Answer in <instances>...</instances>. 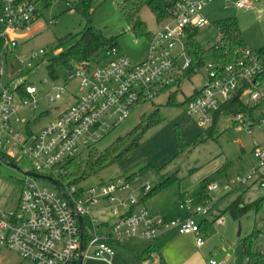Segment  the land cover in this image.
Masks as SVG:
<instances>
[{"label": "built area", "instance_id": "2783aa9c", "mask_svg": "<svg viewBox=\"0 0 264 264\" xmlns=\"http://www.w3.org/2000/svg\"><path fill=\"white\" fill-rule=\"evenodd\" d=\"M38 1L2 0L0 148L18 145L22 153L33 159L35 169L32 171L44 177L25 173L27 176L17 205L0 211V246L37 264H79L86 257L109 260L115 253L111 239L120 243L132 237L154 239L166 229L196 235L197 244H204L199 217L214 212L220 198L216 193L221 188L218 182H210L208 194L200 200L185 195L179 205L185 211L184 216H155L145 207L133 210L139 203L134 194L125 199L116 195L117 191L129 188L125 176L85 189L69 184V163L82 153L81 150L84 152L117 127L135 105L154 99L162 87L177 79L191 65L192 57L186 51L184 37L188 29L199 28L206 23L203 10L213 0H178L171 16L161 22L159 29L150 36L147 57L141 62H134L120 47L112 46L106 49L107 58L99 56L97 62L77 64L69 71L68 78L78 80L79 93H71L72 102L58 106L60 110L53 118L39 128H34L37 122L29 129V121L41 112L50 113L46 108L40 110L43 98L57 103L68 94L67 82L60 83L55 78L51 81L41 79L40 83L35 80L38 60L42 58L44 61L46 55L43 48L31 52L27 59L16 52L22 39L43 26ZM224 1L228 3L229 0ZM261 3L262 0H237L236 5L250 10ZM261 12L264 13L263 5ZM59 51L60 48L55 52ZM204 67L207 73L200 93L186 104L187 114L197 117L202 127L210 126L213 114L236 94L244 103H259L263 99L264 55L258 50L246 46L236 61L226 66L209 62ZM246 95L247 99L244 98ZM24 112L33 114L25 115ZM23 119L26 120L25 125ZM233 121L237 129L256 123L245 113L233 116ZM260 124L264 127V116ZM253 153L256 159L254 168L237 177L232 183L234 185H222L221 198L242 186L264 189V144L256 143ZM4 154L10 156L9 153ZM48 176L54 178L60 187L64 185L62 189L75 207L50 180L55 189L38 182L37 177ZM151 188L152 185L147 183L145 193ZM101 198L110 202V211L116 216L112 236L101 232V222L91 215L90 206ZM78 214L83 220L88 216L92 224L86 243L85 224L82 231ZM218 220L224 219L219 216ZM209 262L224 264L214 258Z\"/></svg>", "mask_w": 264, "mask_h": 264}, {"label": "rangeland", "instance_id": "374dc122", "mask_svg": "<svg viewBox=\"0 0 264 264\" xmlns=\"http://www.w3.org/2000/svg\"><path fill=\"white\" fill-rule=\"evenodd\" d=\"M74 1L52 0L43 10L40 21L43 26L31 36L22 39L17 48L16 52L26 59L33 51L41 48L46 51L44 61L41 60L42 58L38 60L39 65L34 76L37 83H40L41 79L50 81L54 79L50 76L47 66L50 63L49 60L56 55L55 51L59 46V38L80 32L86 25V19L71 8V3ZM121 1L102 0L96 2L92 14V24L96 28L103 30L107 36H117L123 52L136 61L141 60L147 50L148 37L147 35L137 37L133 34L119 8ZM236 2L237 0H229L228 3H225L224 0H213L204 7L207 21L198 29L195 36L201 46L208 47L216 42L218 37L214 22L228 17L237 18L246 46L256 50L264 46V13L260 11L263 4L255 6L252 10H246L238 7ZM140 16L148 24L150 31L157 29V20L150 8L144 6L140 11ZM51 20L57 21L50 24ZM102 56L103 58L108 57L106 50L100 51V58ZM180 59L182 60V58ZM95 61L97 62V58H95ZM56 71L58 73L56 80L60 83L67 82L68 94L65 95L62 101L57 103H50L43 98L40 110L46 108L49 109L50 113L45 114L34 128H39L53 118L60 110L58 106L68 105L72 102L71 93H79L77 88L78 80L68 78L69 70L63 65H57ZM205 73H207V69L202 67L192 79L185 78L183 80L181 89L178 92V100L180 102L190 95L194 88L201 86ZM261 90L264 92V84ZM168 95L169 91H166L152 100L135 105L126 119L95 144L98 150H103L115 139L125 136L139 125L144 114L148 115L156 108H160V122L147 130L140 146L129 150L118 161L88 174L78 186L85 189L92 186L98 187L101 182H107L118 176L127 177L132 173L140 172L144 168L142 174L137 177L134 175L131 180V184H134L133 186L135 187H132L131 190H137L136 196L142 194L141 187L148 182L152 186H156L165 176H175L174 182L169 185H172L169 189L171 193L174 190H178L179 185H181L189 191V194L196 195L203 188L205 176H210L211 181H216L221 185L219 191L216 192L220 198L215 204V208L220 202V208L225 210L223 213L221 212L224 218L223 223L213 221L216 216H212V224L205 229V231L216 233L214 238L208 242L212 249L209 253V258L214 257L224 264H247V258L244 253V241L255 229L261 230L262 233L264 232V206L260 210L252 208L237 219L226 208L245 186L238 187L232 191L230 196H227L228 198H221V189L225 183L232 184L237 177L248 174L256 164L253 153L254 147L256 143L264 144V127L260 124V118L264 116V97L263 103L258 105L254 111L255 124L237 129L233 125L232 116L223 113L214 131V138H206L207 140L204 139V141L199 140L192 144L189 149L181 151L175 140V124L180 128L183 137L189 143L199 134L202 137L206 136V128L199 124L197 117L187 114L186 105H168ZM244 98L247 99L248 96L246 95ZM23 114L33 113L24 112ZM22 122L25 125L26 120L23 119ZM0 152L9 153L13 159L10 162H5L0 158V211H7L17 205L23 180L27 176L25 172L34 170L35 164L31 157L21 152L18 145H8L4 149L0 148ZM81 152L83 151L81 150ZM80 161L81 158L78 156L69 163L73 179H75V176L72 174L79 173ZM9 163H13L15 166ZM149 165H152V167ZM197 167L198 169H196ZM37 179L41 185L55 189L49 180L40 177H37ZM263 192L264 189L259 188V186H253L247 191L242 190L241 195L244 198V202L249 203L260 198ZM172 196L168 197L169 205L174 208L178 207L179 204ZM92 213L99 220L103 219V217L98 216L94 212V209ZM254 245L264 250L263 239L258 238ZM10 253L7 248H0V264H11L14 261V258L8 262L4 261L8 260L9 257H6V254Z\"/></svg>", "mask_w": 264, "mask_h": 264}, {"label": "trees", "instance_id": "16d2710c", "mask_svg": "<svg viewBox=\"0 0 264 264\" xmlns=\"http://www.w3.org/2000/svg\"><path fill=\"white\" fill-rule=\"evenodd\" d=\"M102 0H75L71 3V8L76 10L86 19V25L80 32L71 33L67 36L59 38L60 51L49 60L47 66L48 72L52 78H58L56 71L57 65H63L67 70L72 71L75 66L81 62L93 61L95 58H99L100 51L106 50L108 47L118 46L117 36H107L103 30L96 28L92 24V14L94 12V4ZM178 0H122L119 3V8L122 11L130 30L137 37L151 36V32L148 29L146 21L140 16V11L144 6L150 8L154 13L157 23L163 22L165 19L171 16L173 8ZM52 0H39L37 3L38 10L43 13V10L50 4ZM2 11V0H0V13ZM214 27L221 33V40L215 42L209 47H203L195 39L198 28H190L187 30L184 37V44L188 55L192 57L191 65L173 82L168 83L162 87L160 94L166 91H170L168 95V105H186L191 99L196 97L200 90L197 89L191 95L187 96L183 101H179L177 98L179 92V86L185 78H191L197 71L204 67L207 63L212 62L217 65L226 66L232 63L240 57L242 54V48L246 47L245 41L242 37L241 30L237 18L228 17L218 19L214 22ZM259 53L264 55V46L258 49ZM264 81V76H263ZM239 94H236L230 101L224 103L221 108L215 112L212 124L205 130L206 137L213 136L216 129L218 119L221 114H229L235 116L239 113H245L249 117L253 118V113L258 107L259 103H244ZM45 112H41L36 118L28 122V128L31 129L34 124L45 115ZM160 108H156L150 114H144L139 125L133 130L127 133L125 136H120L115 139L108 147L103 150H98L95 144L89 146L84 152L80 153L79 173L72 174L71 182L69 184H79L86 176L97 169L104 167L110 163L118 161L129 150L141 145L142 140L147 130L160 122ZM180 126V124H178ZM175 140L178 148L183 151L191 147L199 140L204 139L202 136H198L192 142H187L183 137L180 128L175 124L174 128ZM201 135V134H200ZM5 162H10L13 159L9 155H5L0 152ZM152 167V165H149ZM148 166V167H149ZM146 167V168H148ZM148 170V169H147ZM144 171V168L140 172L130 174L127 176V180L130 182L134 175L139 176ZM175 176L164 177L163 181L152 187L151 190L143 197L142 200L149 198L157 193L160 189L167 187L174 182ZM212 182L210 178L204 180L203 191L201 192L202 198L206 196L207 185ZM64 187V185H62ZM81 190L78 192L80 193ZM264 206V196L252 201L244 202V198L241 194L236 196L228 205L226 210H229L235 218H240L248 210L255 208L260 210ZM225 209H222L223 213ZM221 213V214H222ZM221 216V215H219ZM215 217V220L219 218ZM205 219L201 222L200 233L213 221ZM85 233L84 243H86L88 230L92 228L90 218L84 216ZM261 230H254L253 233L244 241V253L247 258V264H264V250L254 245V242L261 236ZM113 242V241H111Z\"/></svg>", "mask_w": 264, "mask_h": 264}, {"label": "crops", "instance_id": "0c3cea01", "mask_svg": "<svg viewBox=\"0 0 264 264\" xmlns=\"http://www.w3.org/2000/svg\"><path fill=\"white\" fill-rule=\"evenodd\" d=\"M262 4L264 6V1ZM254 8H252V9H254ZM260 11H261V9H260ZM203 14L205 17H207L206 16L207 14L205 13L204 10H203ZM157 24H158L157 29H154L152 31L149 30L151 32V35L159 29L160 24L159 23H157ZM147 37L149 40L150 36H147ZM217 37L219 39L218 30H217ZM218 39L216 40V42L218 41ZM148 48H149V42L147 45V50H146L144 58L141 60H137V61L134 59H132V60L134 62H141V61L145 60L147 57V54H148ZM121 50L123 51L122 48H121ZM194 75H196V74H194ZM193 76L190 79H192ZM205 79H206V73L202 79L201 86L194 88L193 92H195L197 89H200L202 87V84L204 83ZM179 89H181V84L179 86ZM169 93H170V91H169ZM177 98H178V95H177ZM262 103H263V99L261 100L259 105ZM214 115H215V113H214ZM214 115H213V118H214ZM221 116L222 115H220V117ZM232 118H233V116H232ZM252 119H256V118H254V116H253ZM218 121H219V119H218ZM232 122L234 125V121H232ZM217 126H218V122H217ZM208 127H203V128L207 129ZM214 133H213V136L207 137V139L208 138H214L215 137ZM198 136H196L194 139H196ZM205 137L206 136H203L204 139H206ZM204 139H202L201 141H204ZM186 141L189 142L188 140H186ZM196 169H198V167ZM197 174L199 175V173H197ZM209 177L210 176H205L204 179H207ZM162 181H163V179L161 180V182ZM161 182H159V183H161ZM133 185L134 184H131V181H130L129 182V188L126 190L117 191L116 195L122 199L127 198L130 194H134L136 196L137 190H134V191L131 190L132 187H134ZM171 186H169L168 188L165 187V188L160 189L157 193H155L156 195L154 194V195L150 196L151 198L149 197L145 200H142V199L147 193H145V191H144V186L141 187L142 194L136 196L139 199V203L135 207H133V210L138 211L141 208L145 207L155 216H165V217L184 216L185 215L184 209H182L180 206L174 208L172 205H169L168 197H171L173 194L172 197L180 205L179 201L181 202V200L183 199V197L185 195H191V194H189V191H187V189L181 185H179L178 190H174L171 193L169 191ZM152 187H155V186H152ZM251 187H253V186L247 185L244 188H242V190L247 191ZM242 190H240V192L238 194H241ZM202 191H203V188L200 190V192L198 194H196L197 196L194 194H192L191 196L195 197L196 200H200L202 198V195H201ZM230 194H231V192L222 198H225L227 196L229 197ZM220 205H221V203L219 202L217 204L214 212H212L210 215H208L206 217H202V218L199 217L200 221L203 222L206 218L209 219L208 221H211L212 216L221 215V217H223V215L221 214L222 209L220 208ZM93 209H94V212L97 213L98 216L103 217L102 220H99L92 213ZM90 210H91V215H93L95 218H97L101 222V226L99 228L100 231L105 233V234L112 236V224L116 220V216L113 215L112 212L110 211V202L106 198H101L97 204L90 206ZM217 221L221 222V223L224 222V220L220 221V220H218V218L215 220V222H217ZM210 224H212V222ZM210 224L206 228H208L210 226ZM205 229L200 233V236L204 239V244H202V245L197 244L196 235L183 234V233L178 232L175 229L163 230V231L159 232L157 237L154 239L132 237V238H127L125 241H123L121 243L118 241H115L114 239H111V241H113L114 246H115V253H114V255L111 256V258H109V260H105V259H101V258H95V257H86L84 259H81L79 261V264H210L209 260L211 258H209V253L211 252L212 249H211V246L208 245V242L214 238L216 233H214V232L212 233V231H207V230L205 231ZM88 233H90L89 230H88ZM259 239L264 240V232L261 234ZM0 248H5V247L0 246ZM8 250H10V249H8ZM10 252H11L10 254H6V257H9L8 260L6 259L4 261L8 262L10 259L14 258V261H12L11 264H37L36 262H34L32 260L24 259L16 251L10 250ZM212 258H214V257H212Z\"/></svg>", "mask_w": 264, "mask_h": 264}, {"label": "water", "instance_id": "95a60500", "mask_svg": "<svg viewBox=\"0 0 264 264\" xmlns=\"http://www.w3.org/2000/svg\"><path fill=\"white\" fill-rule=\"evenodd\" d=\"M0 158L3 160V156L2 155H0ZM9 164L15 166L13 163H9ZM25 173L29 174V175L41 176V175L36 174L35 172L30 171V170L26 171ZM41 177H44V176L42 175ZM45 178L50 180L53 183V185L56 186L63 193V195L70 201L71 205L73 207H75L74 203H73V201H71V198L69 197V195L62 189V187L59 186L58 182L54 178H52L50 176L45 177ZM263 196H264V192H263ZM78 221H79L80 227H81V229L83 231L84 230V220H83V217L80 214H78Z\"/></svg>", "mask_w": 264, "mask_h": 264}]
</instances>
